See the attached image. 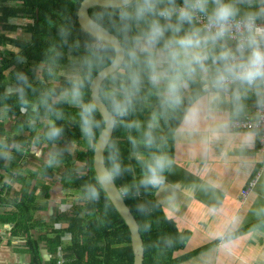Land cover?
Wrapping results in <instances>:
<instances>
[{
  "label": "trees",
  "instance_id": "1",
  "mask_svg": "<svg viewBox=\"0 0 264 264\" xmlns=\"http://www.w3.org/2000/svg\"><path fill=\"white\" fill-rule=\"evenodd\" d=\"M84 1L0 0L3 29L14 32L18 28L9 23L12 19L34 20L28 38L0 36V107L11 109L14 118L11 130L27 134L33 147L45 145L51 151L42 169L50 172L53 170L50 164L59 166L63 169V189L69 195L78 192L81 195L77 206L58 215L50 229L47 227L44 234L34 238L28 235L30 230L36 229L29 226L31 214L45 206L35 202L38 187L27 190V186L39 173L25 170L24 176H18L22 189L12 235L19 234L20 228L25 229L23 235L31 264H41L40 244L46 251L45 264H57L62 249L66 256L60 264H133L129 230L113 208L93 168L94 146L104 121L91 100L90 82L99 70L112 62L115 52L111 45L96 39L80 25L78 13ZM142 3L143 0H134L123 9L95 7L88 13L118 38L125 51L121 66L100 85V97L114 118L113 133L103 153L104 163L139 224L145 248L143 264H162L161 258L183 247L189 232H179L174 221L166 216L156 198L155 186L146 182L148 166L154 157H166L168 163L160 175L167 176L173 155V133L192 98L202 93V83L190 82L186 95V88L181 90L180 106L172 108L165 103L167 81L152 83L146 54L138 49L152 20L159 19L161 24L165 21L152 14L138 16L137 8ZM182 4L184 0H175L177 7ZM166 6L167 0L157 5L158 8ZM172 23H176V17H172ZM189 27L184 23L179 34ZM170 36V31L165 32L155 51L159 52ZM7 43L15 48V53L1 50ZM133 51L135 59L131 56ZM69 63L80 65L77 68L79 80L62 79L59 87L77 86L76 90L69 88L65 94L74 95L78 90L83 101L81 106H72L67 99L56 95L52 84L55 66ZM41 65L44 68L39 69ZM7 78L14 82V91H6ZM117 105L122 108L118 110ZM53 129H58L59 134L52 135ZM141 133L145 139L136 137ZM13 139L18 141L16 137ZM49 188L40 187L45 198H49ZM54 226L59 228L54 229ZM65 235L70 236L66 244ZM162 239L167 241L166 246L161 245Z\"/></svg>",
  "mask_w": 264,
  "mask_h": 264
},
{
  "label": "crops",
  "instance_id": "2",
  "mask_svg": "<svg viewBox=\"0 0 264 264\" xmlns=\"http://www.w3.org/2000/svg\"><path fill=\"white\" fill-rule=\"evenodd\" d=\"M259 2L234 0L232 3L239 9L237 19L247 12L260 13ZM212 8L210 0L209 12ZM9 23L18 28L11 32L0 25V36L28 38L29 27L34 20L12 19ZM1 50L16 52L10 43ZM69 65L74 69L80 66L76 63ZM42 68L44 65L39 69ZM55 71L54 77L57 75ZM54 79L55 85L60 86L61 80ZM197 81L200 82L199 78ZM5 85L6 91L15 90L14 82L8 78ZM187 92L189 87L184 94ZM234 93H238V100ZM259 101L255 89L235 84L221 93L220 101L210 113L202 114L196 128L185 125L183 117L173 133L170 169L167 176L154 185L155 195L178 231L189 232V236L180 250L161 258L162 264H264V159L259 152L260 131L231 128V122L252 115ZM11 113V109L0 107V124L3 125L0 128V264H31L23 235L25 229L20 228L16 236L12 235V231L22 189L17 178L24 176L25 170L37 171L24 169L23 161L29 147L33 146L26 138L27 134L11 130L14 122ZM15 137L17 142L13 139ZM42 170L44 178L41 179L38 174L36 180L27 186V190L38 187L35 202L45 206L31 214L29 226L36 229L30 230L28 235L34 238L44 234L47 227L50 229L56 219L54 217L50 225L46 223V219L54 214L49 203L51 185L45 183L46 176L51 175L53 170ZM258 173L243 202L240 198L243 190ZM40 181L44 184L40 185ZM45 185L50 187L49 198H45L40 189ZM58 228L54 226V229ZM166 242L162 239L161 245L166 246ZM39 250L41 264H45L48 259L42 244Z\"/></svg>",
  "mask_w": 264,
  "mask_h": 264
},
{
  "label": "clouds",
  "instance_id": "3",
  "mask_svg": "<svg viewBox=\"0 0 264 264\" xmlns=\"http://www.w3.org/2000/svg\"><path fill=\"white\" fill-rule=\"evenodd\" d=\"M214 7L209 12V0H184L182 7L175 5V0H167V6L158 8L164 0H143L137 8V15L152 14L163 18L153 19L148 31L138 43L140 52L146 54V63L150 69L153 84L167 81L165 103L172 108L182 103L181 90L199 78L202 93H197L185 109L184 123L189 128H196L205 112L221 99V93L237 84L243 88H264V26L257 20L264 16L260 13L247 12L237 19L239 9L232 2L212 0ZM203 13L207 22L200 27L193 24L197 14ZM175 15L176 23H172ZM189 29L182 35V25ZM171 36L165 41L159 52L157 44L164 38L165 32ZM133 59L136 52L131 53ZM166 64V67H161ZM74 95H79L78 90ZM239 99L238 93H234ZM121 105H117L120 110ZM59 130L53 129L52 135ZM164 156L154 157L148 166L149 176L146 182L153 185L162 180L160 173L167 165Z\"/></svg>",
  "mask_w": 264,
  "mask_h": 264
},
{
  "label": "water",
  "instance_id": "4",
  "mask_svg": "<svg viewBox=\"0 0 264 264\" xmlns=\"http://www.w3.org/2000/svg\"><path fill=\"white\" fill-rule=\"evenodd\" d=\"M133 1L134 0H85L79 10L78 20L80 25L90 35L111 45L115 52L112 62L99 70L90 82L91 100L104 121V128L98 136L94 146L93 168L96 177L113 205V208L129 230L133 264H143L145 248L139 224L136 223L128 206L125 204L120 191L116 187L112 176L105 166L103 157L104 150L113 133L114 118L100 97V85L106 76L115 72L121 66L125 56V51L118 38L96 21L91 19L88 13L90 9L95 7L105 9H123L128 7Z\"/></svg>",
  "mask_w": 264,
  "mask_h": 264
},
{
  "label": "rangeland",
  "instance_id": "5",
  "mask_svg": "<svg viewBox=\"0 0 264 264\" xmlns=\"http://www.w3.org/2000/svg\"><path fill=\"white\" fill-rule=\"evenodd\" d=\"M138 49H139V47H138ZM55 70H56L55 72L57 75L54 78H57L58 79L57 81H60L62 79H68V80L73 79L75 81L79 80V76H80L79 70L71 68V66L69 64H58L55 66ZM54 81H56V80L54 79L52 84L54 85L55 88H57L55 90L56 95L61 96L62 99H67L72 106H81L83 104L81 95H70V94L67 95V94H65L66 90L68 91L69 88L76 90L77 86L67 87V88L63 89L62 87L56 86ZM136 137H139L140 139H145L146 136L143 133H141V135L136 134ZM31 146H33V145H31ZM71 148H72V150H74L75 146H71ZM50 153H51V151L49 149H46L45 146L43 147V145H42V147H39V148L29 147L28 155L25 156V159L23 161L24 162L23 163L24 169L26 168V169H30V170H36L40 174L39 177L41 179L44 178V175H43L44 171L40 168V165L42 163L48 162V155ZM50 166L53 168V171L51 172V175L46 176L50 179L46 178L45 183L48 185H51L50 195L52 198L50 199L49 203H50V206H52L54 214L49 219L48 218L46 219V223H48L49 225L52 224L54 217H57L58 215L63 214L65 212H69L73 208V206H75V205L77 206V204H79V200L81 198V195L79 192L74 193L73 195H69V192L62 188L61 178H62V174H63V169L61 170L59 168V166L57 167L56 165H53V164H50ZM42 171H43V173H42ZM41 176H43V177H41ZM39 183L41 185V183H43V182L40 181ZM63 242L65 244L69 243L70 242V236L65 235L63 237ZM64 255L66 256L64 249H62V256L65 259Z\"/></svg>",
  "mask_w": 264,
  "mask_h": 264
},
{
  "label": "built area",
  "instance_id": "6",
  "mask_svg": "<svg viewBox=\"0 0 264 264\" xmlns=\"http://www.w3.org/2000/svg\"><path fill=\"white\" fill-rule=\"evenodd\" d=\"M182 7V6H180ZM264 10V0H260L259 2V11L261 12ZM175 17V15L173 16ZM163 20V18H161ZM207 22V17L203 13L197 14L196 18L194 19L193 23L195 26L200 27L203 26ZM259 25L264 26V16L260 18V21L257 22ZM235 84L231 85L234 86ZM255 89V88H251ZM256 90V93L260 97V101L256 105V107L253 109V114L247 116L246 118L242 120H236L231 122V128L233 130H258L260 131V137H259V152L262 155L264 159V88H261L260 90ZM258 175L255 177L253 181L250 182L249 186L243 190L242 201L246 199L248 193L250 192L251 188L254 186L256 179L258 178ZM64 260L62 256V251H59L57 256V263L60 264Z\"/></svg>",
  "mask_w": 264,
  "mask_h": 264
}]
</instances>
